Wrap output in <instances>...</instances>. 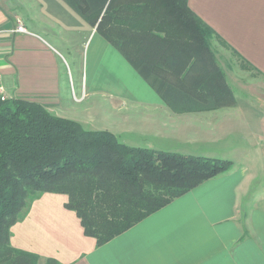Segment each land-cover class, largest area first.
Returning a JSON list of instances; mask_svg holds the SVG:
<instances>
[{"label":"crops","instance_id":"0c3cea01","mask_svg":"<svg viewBox=\"0 0 264 264\" xmlns=\"http://www.w3.org/2000/svg\"><path fill=\"white\" fill-rule=\"evenodd\" d=\"M187 3L217 34L213 48L235 51L264 79V0ZM17 19L26 32L9 31ZM0 30V74L12 98L36 102L82 127L90 123L83 113L103 105L111 123L90 130L110 131L131 146L207 156L214 155L208 154L212 149L203 148L231 135L251 150L264 140L263 117L244 116L237 98L234 106L171 110L119 50L63 0H0ZM215 56L230 86L227 65ZM213 113L220 116L210 117ZM244 148L231 149L236 150L227 158L231 170L101 245L84 234L75 212L65 206L67 195L49 192L11 226L10 244L36 254L37 264H264V192L252 188L256 176L238 160ZM243 201L247 213L241 219Z\"/></svg>","mask_w":264,"mask_h":264},{"label":"trees","instance_id":"16d2710c","mask_svg":"<svg viewBox=\"0 0 264 264\" xmlns=\"http://www.w3.org/2000/svg\"><path fill=\"white\" fill-rule=\"evenodd\" d=\"M63 1L174 112L236 104L211 49L217 34L187 0ZM232 167L229 159L127 145L110 131L85 129L36 102L0 100V264H37L36 254L11 246L9 239L11 226L43 193L66 194L65 206L84 234L101 245ZM246 213L243 201L241 219Z\"/></svg>","mask_w":264,"mask_h":264},{"label":"rangeland","instance_id":"374dc122","mask_svg":"<svg viewBox=\"0 0 264 264\" xmlns=\"http://www.w3.org/2000/svg\"><path fill=\"white\" fill-rule=\"evenodd\" d=\"M212 39H214V37ZM212 39L211 49L213 53L218 55L220 64L224 66L227 65L226 70L230 84L229 87L233 90L235 99H238V104L236 105H240V107L243 108L241 112L244 114V116L249 118L260 116L263 117L262 119H264V79L257 76L253 70L245 68L243 65H241L240 60L236 57L233 51L227 50L226 47V49L220 47L218 49L216 48L218 47L216 44H214L215 48H213ZM103 109V105L95 107L93 106L89 109V111L87 109L86 112L83 113V117L90 123H82L84 128L90 129L93 128L92 126L94 125L98 126L105 123H111L110 119H105ZM236 113H240V110H237ZM215 116L219 117L220 115L213 113V116L210 117ZM214 132L216 133V129ZM218 136H220V134ZM256 143V149L251 150V147H247L245 146L246 144L240 142L238 135H231L230 138L221 141L219 140V142L215 143L212 147L209 146L203 149H212L211 153L208 154L214 155L207 156H216L227 159L231 156L230 154H232V152L236 151L234 150L231 152V149H234L235 147H241V149L246 147L243 149L245 151H243V154L245 155L239 157L240 159L238 160L249 164L251 167V172L256 176L254 182L252 181L251 183V185L254 184L252 188H255V190L261 189L264 192V140L259 142L257 141ZM246 150H250V152H246ZM249 153L251 156H246L247 154L249 155ZM259 154L262 156L261 158L258 157L260 156Z\"/></svg>","mask_w":264,"mask_h":264},{"label":"built area","instance_id":"2783aa9c","mask_svg":"<svg viewBox=\"0 0 264 264\" xmlns=\"http://www.w3.org/2000/svg\"><path fill=\"white\" fill-rule=\"evenodd\" d=\"M3 30H0V32H2ZM11 33H15V32H26V28L23 26L22 22L17 19L15 22V25L12 29L9 30ZM12 98L11 96L8 95L3 83H2V78H1V74H0V100L4 101V100H8Z\"/></svg>","mask_w":264,"mask_h":264}]
</instances>
